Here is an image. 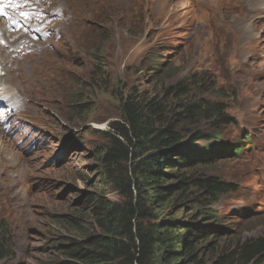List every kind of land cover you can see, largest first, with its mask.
<instances>
[{"label": "rangeland", "instance_id": "1", "mask_svg": "<svg viewBox=\"0 0 264 264\" xmlns=\"http://www.w3.org/2000/svg\"><path fill=\"white\" fill-rule=\"evenodd\" d=\"M16 1L13 9L0 0V85L19 93L11 116L0 111V148L19 158L0 155V264L65 261L66 244L84 237L73 225L92 224L88 196L122 200L101 157L121 94H159L197 77L204 87L195 97L220 105L225 119L203 116L191 127L219 131L222 143L249 134L256 144L219 153L203 174L236 187L219 203L223 236L264 235V0H51L43 11V0ZM17 17L32 29L17 32ZM23 133L21 152L14 142Z\"/></svg>", "mask_w": 264, "mask_h": 264}, {"label": "trees", "instance_id": "2", "mask_svg": "<svg viewBox=\"0 0 264 264\" xmlns=\"http://www.w3.org/2000/svg\"><path fill=\"white\" fill-rule=\"evenodd\" d=\"M201 82L121 94L119 119L102 132L101 157L106 185L122 200L108 199L104 190L88 196L92 224L85 229L72 220L84 237L66 244L60 264H264V235L223 236L217 207L236 187L203 175L219 163L212 148L220 132L191 122L225 115L220 105L197 100ZM208 140L214 143L192 147Z\"/></svg>", "mask_w": 264, "mask_h": 264}, {"label": "clouds", "instance_id": "3", "mask_svg": "<svg viewBox=\"0 0 264 264\" xmlns=\"http://www.w3.org/2000/svg\"><path fill=\"white\" fill-rule=\"evenodd\" d=\"M169 52H171V49L168 50V53ZM6 62H7V57L0 54V77L4 74V67L2 66V64L5 65ZM17 95H19V93ZM17 95L14 94V91L11 90L10 87L7 90H4L3 86L1 84L0 85V105H3V107H2V109H0V111L8 112L9 116H11L13 111L15 110V103H18ZM6 121H7V119L4 120L3 124H5ZM23 126H25V124L20 125L21 130L24 132L25 128H23ZM2 129H4V128H2ZM24 136H27V134L23 133V136L19 137L17 139L19 142H14L15 144L21 145V147L18 148L21 152H24L23 147L25 144L20 143L24 140ZM66 137H67V135H65V136L62 135V132L59 135V138L61 140L65 139ZM220 139L216 140V141H218V143L215 142L216 144L212 148V154L213 155H215V154L219 155V153H221L220 156H223V153H226L225 149L222 148L224 143L222 144ZM67 142H69V141H65V144ZM232 142H233L232 145L237 146V149L235 151L230 150V154H234V155H241L247 149H249V148L253 149L254 145H256L254 143V141H252V139H250V137H246V138L245 137H236ZM217 208H219V205Z\"/></svg>", "mask_w": 264, "mask_h": 264}, {"label": "bare ground", "instance_id": "4", "mask_svg": "<svg viewBox=\"0 0 264 264\" xmlns=\"http://www.w3.org/2000/svg\"><path fill=\"white\" fill-rule=\"evenodd\" d=\"M37 1V0H36ZM51 0H43V2H44V4H42V6L41 7H39V9L41 10V11H43V10H45V8L47 7V4L50 2ZM57 2H59V3H57V5H60V4H63V2H61V1H57ZM16 3H17V1L16 0H10V2H9V6L11 7V8H13L14 9V7H15V5H16ZM249 5H250V3H248ZM260 6V5H259ZM254 9V8H253ZM263 9V8H262ZM30 10H31V7H30V3L28 2V3H26L25 2V8L24 9H22L21 8V12L22 13H28V12H30ZM252 10V9H251ZM253 11V10H252ZM256 11V10H255ZM6 12L8 13V15H9V17H11L12 16V14H11V16H10V12H8L7 10H6ZM71 12V11H70ZM69 12V13H70ZM73 12V11H72ZM256 13V12H255ZM1 14H2V12H0V18H1ZM255 15V14H254ZM256 15H258V14H256ZM70 17V16H69ZM68 17V18H69ZM14 18V17H13ZM77 20V19H76ZM69 22H70V20H69ZM74 22H76L75 20H74ZM20 25H21V20H20V18L19 17H17L16 18V23H14V27L17 29V32L18 31H21L20 29L21 28H30V29H32L31 28V24H23L21 27H20ZM250 34V32H247V36ZM246 37V36H245ZM248 39V38H247ZM18 58V57H17ZM21 61V60H20ZM17 63V62H16ZM25 63V62H24ZM25 65V64H24ZM27 65V64H26ZM25 67V66H24ZM24 67H23V70H25L24 69ZM30 69V68H29ZM24 73V72H23ZM32 75V74H31ZM37 90V85H35L34 86V91H36ZM3 136H5V132H4V130L3 129H0V137H3ZM5 149L6 148H0V155H4V158L6 157V156H9V155H11L10 156V158L14 161V163H18V161H19V158L16 156H14V153L13 152H10V151H8V149H7V151H8V155H7V153H6V151H5ZM10 185H9V187L7 188V191H12V190H10L11 189V186H13L14 187V185H15V183H12V182H10L9 183ZM15 190L17 189V188H14ZM17 191L21 194V191L19 190V189H17ZM8 194V193H7ZM22 195V194H21ZM22 197H23V195H22ZM8 199H9V197L8 196H6V200L8 201ZM8 204H9V206L10 207H12V208H18V207H16V204L15 203H13V204H10L9 203V201H8Z\"/></svg>", "mask_w": 264, "mask_h": 264}]
</instances>
